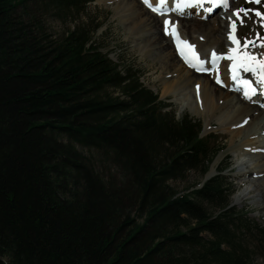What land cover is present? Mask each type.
Here are the masks:
<instances>
[{"label":"trees","instance_id":"trees-1","mask_svg":"<svg viewBox=\"0 0 264 264\" xmlns=\"http://www.w3.org/2000/svg\"><path fill=\"white\" fill-rule=\"evenodd\" d=\"M90 1L0 0V264H250L222 170L196 187L222 145L119 70L99 23L47 29Z\"/></svg>","mask_w":264,"mask_h":264},{"label":"bare ground","instance_id":"bare-ground-1","mask_svg":"<svg viewBox=\"0 0 264 264\" xmlns=\"http://www.w3.org/2000/svg\"><path fill=\"white\" fill-rule=\"evenodd\" d=\"M115 11L128 12L129 23L127 30L129 34L135 37L134 45L140 52L147 53L153 58V62L159 65L160 82L163 87V93H172L179 96L178 99L186 106H191L194 111L207 114L206 129L209 128V121L215 120L222 125L224 130H227L231 139L238 138L239 150H236V166L240 175L246 179L250 176L248 185L244 187L240 193L235 196V201H241L245 197L251 196L257 202L261 201L262 192L264 191V107H262L256 100L243 99L240 91L232 84V64L233 61L227 58L230 54L229 50L235 45L226 35L225 30H220L221 27L215 28V24L220 22H204V12L196 13L195 5L184 8L181 12L184 17L182 20L192 26V28L199 29L204 27L203 31L210 30L211 39L204 51H211L214 45H220V40L227 42L230 48L227 55H224L217 69L213 70L211 74L198 75L191 71L182 60L178 58V50L173 45L170 35L161 34L155 29L157 24V17L153 12L146 11L136 0H116ZM233 0H229V7L224 8V13L231 15L230 4ZM155 5V0H153ZM167 7L170 10L168 15H160L162 22L165 18L170 19L175 11V0H168ZM208 8V4H205ZM195 15V21H188L187 13ZM185 13V14H184ZM119 15V14H118ZM117 15V16H118ZM147 15V19L144 18ZM144 16V17H143ZM126 18V17H125ZM234 16L232 17V19ZM151 19V20H150ZM186 19V20H185ZM178 23V22H177ZM176 23V24H177ZM214 25V26H213ZM126 27V26H125ZM217 27V26H216ZM164 29V24H162ZM125 29V30H126ZM182 29V26H181ZM183 31V30H182ZM144 32L146 36L140 38L139 34ZM182 35V33H181ZM183 36V35H182ZM184 38H187L184 36ZM188 39V38H187ZM244 51V49H242ZM254 55H260L264 58V48L259 46L248 51ZM240 69L239 71H242ZM215 74H219L224 88L215 84ZM240 77V75H239ZM199 85V89H197ZM248 101V102H246ZM247 118V123L240 125L243 120ZM255 175V179L252 176ZM255 201V200H254Z\"/></svg>","mask_w":264,"mask_h":264},{"label":"rangeland","instance_id":"rangeland-1","mask_svg":"<svg viewBox=\"0 0 264 264\" xmlns=\"http://www.w3.org/2000/svg\"><path fill=\"white\" fill-rule=\"evenodd\" d=\"M137 2L138 4L140 3L139 1ZM244 2L245 0H237L236 5L240 7V5ZM116 3V0H92L85 5L82 12L71 18L66 17L65 19H62L53 15V13L50 11L44 13L43 18H45L44 22L47 29L51 32L61 31L65 27H70L73 23H79L80 25L88 24L89 27H92V25L99 23V27L95 30V32H93V39L96 41V45L98 46L99 50L102 53L106 54L113 63L117 64L119 70H121L122 72H124L125 70H132L138 73L140 82L143 85L158 93L160 99L164 100L165 102L170 104V106H172L167 107L163 111L169 112L171 109H173L175 111L176 119H179L182 115L187 114L195 121H198L200 124H202V135L214 133L218 136V141L222 142L225 147L216 156L212 170H214V168L215 170L221 167L226 168L223 174L229 178L234 186V192L231 195L230 200L233 205L232 207H234L232 214L236 216V233L238 234L239 239L243 243L247 244L248 248L252 250V255L250 256V264H264V248L258 247L256 243L257 236H254L255 225H258L259 228L264 229V191L262 192L263 194L260 202H257L256 199L251 196L252 194H249V196L245 197L241 201H235L234 199L235 196L240 193V191H242L250 181V176L248 175V177L244 179V177L240 175L238 167L236 166L235 153L236 150H239L238 138L231 139L230 133L227 130H224L222 128V125H220V123L216 122L215 120L209 121V128L206 129L205 126L208 118L206 113H204L203 111H194L191 106H186L182 101H180L178 99L179 96L177 95L175 96L172 93H163V87L159 80L160 69L157 68L159 67V65L153 62L154 60L152 56L147 53L142 54V52H140L139 49H137V47L134 45L133 39H135V37L129 34L128 30L126 29L127 24L130 20L128 18V12L125 13V11H121L120 13H117V11H115ZM244 6L248 9L258 8L260 10L262 8L260 4H246ZM143 9L148 11L145 7H143ZM262 12H264V7L262 8ZM179 15L181 19L180 28L182 26L180 32L182 33L183 37L187 36L188 38H190L200 49L206 48L207 44L209 43V39L212 38L208 36L210 35V30H207L205 32L203 31L204 27H200L199 29L194 30L192 26H189V24H186V22L183 21L184 19L182 20L181 17L184 16H182L181 12H179ZM144 16L143 17L147 19V15ZM173 18L175 20L178 19L177 15L173 16ZM192 20L195 21V18L188 19V21ZM205 20L206 21H202L212 24V22L215 23L218 21V17L217 15H214L212 18ZM213 20H215V22ZM257 20L258 18L253 13H249L247 16H244L243 23H238L239 35L242 40H252L256 36L257 32L261 33L262 27L259 23L256 22ZM218 25H220L219 27L222 26L221 23H217L215 24V26H213L215 28H218ZM161 26V19L157 18V29L155 30L157 32H161V34H164L165 36V32L163 31V28H161ZM223 28L224 26H222L220 30H224ZM144 36H146L144 32L139 34L140 38ZM165 37L168 38L167 35ZM263 37L264 35L262 34L261 38ZM224 43L225 42L223 40H220V45H214V48L224 50ZM176 59H179V57H176ZM83 152L88 157L92 158L94 162H96L95 165L98 167L97 164H100L101 159L95 152V150L85 149ZM101 170L105 174H107L108 172L116 173L114 167L109 165L108 163H105ZM255 177L257 176H252L253 179H255ZM197 180H200V176H198V173L191 172L186 176V180L175 182L174 185H176L179 190L185 189V187H187L188 185L191 186V184H193Z\"/></svg>","mask_w":264,"mask_h":264},{"label":"snow or ice","instance_id":"snow-or-ice-1","mask_svg":"<svg viewBox=\"0 0 264 264\" xmlns=\"http://www.w3.org/2000/svg\"><path fill=\"white\" fill-rule=\"evenodd\" d=\"M142 2L153 12L158 14H163L171 10L167 7L168 0H155V5L153 0H142ZM249 2L260 4L262 0H246V3ZM205 3L211 5L205 9V11L209 14H211L213 10L219 6H223L224 8L229 7V0H175V9L177 11H182L184 8L192 7L194 5L203 7ZM249 13H254V15L258 18L256 22L259 23L261 27H264V12L260 11L259 9H248L247 7L235 9L233 16H235L236 19L229 17L230 31L228 33V38L233 42L235 47L229 50V52L232 54H228L227 58L233 61L232 80L243 86L244 97L251 101L252 97L257 93V88L254 86L251 80L239 77L238 72L240 69H243V71L246 72H254L257 77L256 83L264 86V58H261L260 55H254L246 51L249 46H255L257 43L259 47L264 48V38H261L260 33L257 32L256 37H254L252 40L245 39L244 44L241 45L239 39L234 35L237 26V20L240 23H243L244 16H247ZM163 24L165 34L172 36L174 40H176L177 50L185 59L186 63L197 70H207L201 67L204 63H206V61L199 58L198 53H196L194 50L195 45L180 39L176 24L172 23L168 18L164 19ZM242 49H244V51H242ZM219 58H223V54L218 57L217 53L213 51L211 62L215 64L216 60ZM216 79L218 83H222L218 75ZM197 89H199V85H197ZM245 123H247V118H245V120H243L241 124L237 126H243Z\"/></svg>","mask_w":264,"mask_h":264}]
</instances>
